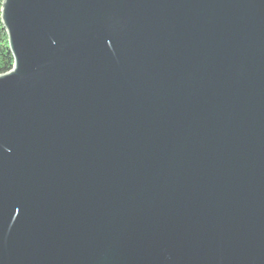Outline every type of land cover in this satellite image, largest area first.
<instances>
[{"label": "water", "instance_id": "water-1", "mask_svg": "<svg viewBox=\"0 0 264 264\" xmlns=\"http://www.w3.org/2000/svg\"><path fill=\"white\" fill-rule=\"evenodd\" d=\"M0 264H264V0H4Z\"/></svg>", "mask_w": 264, "mask_h": 264}, {"label": "trees", "instance_id": "trees-1", "mask_svg": "<svg viewBox=\"0 0 264 264\" xmlns=\"http://www.w3.org/2000/svg\"><path fill=\"white\" fill-rule=\"evenodd\" d=\"M3 3L4 0H0V76L11 72L15 65L9 35L2 21Z\"/></svg>", "mask_w": 264, "mask_h": 264}]
</instances>
